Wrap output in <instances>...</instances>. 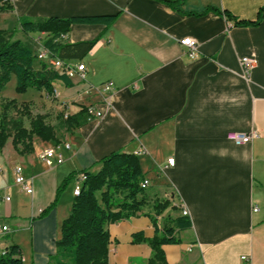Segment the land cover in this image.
Listing matches in <instances>:
<instances>
[{"label": "crops", "instance_id": "0c3cea01", "mask_svg": "<svg viewBox=\"0 0 264 264\" xmlns=\"http://www.w3.org/2000/svg\"><path fill=\"white\" fill-rule=\"evenodd\" d=\"M170 1L10 0V9L0 12V30L13 31L35 56L46 35L21 33L20 19L113 16L108 26L70 25L68 43H96L73 62L84 66L83 78L69 79L70 87L52 84L62 89L63 118L87 106L104 117L60 132L59 143L38 140L37 149L32 141L31 153L17 154L12 146L0 151L14 187L16 166L32 186L31 194L20 192L23 201H0V224L9 230L0 236V250L16 245L22 264H69L56 257L55 242L72 189L82 170L97 171V162L117 151L139 152L149 185L140 213L106 224L107 264H146L150 248L132 236H154L149 216L155 200L169 202L156 217L159 228L181 209L190 220V228L176 234L178 244L161 246L165 264H264V0ZM184 38L196 42V58L183 53ZM242 57L255 62L247 78ZM105 82L114 89L107 110L99 93ZM230 133L253 137L236 145ZM57 144L69 149L60 165L46 168L38 156ZM168 159L173 166L162 170ZM0 174L4 197L1 165ZM66 178L55 206L40 218Z\"/></svg>", "mask_w": 264, "mask_h": 264}, {"label": "trees", "instance_id": "16d2710c", "mask_svg": "<svg viewBox=\"0 0 264 264\" xmlns=\"http://www.w3.org/2000/svg\"><path fill=\"white\" fill-rule=\"evenodd\" d=\"M173 3V1L166 0ZM10 5L0 7V12L8 11ZM259 15V14H258ZM113 16L71 17L67 19L43 18L20 19L19 31L23 34L44 33L42 49L59 60L74 62L80 60L95 45L96 41L68 43L65 39L72 24L79 25H110ZM254 22H236L241 25H255ZM14 32L0 30V90L15 78V90L24 92L34 89L46 95L53 93L52 84L62 82L70 87L65 74L48 67L43 62L34 68L36 56L21 41L13 39ZM16 108L13 101L0 99V151L7 139L11 138V146L17 154L32 152V139L36 137L44 142L59 143L61 136L55 129L45 124L41 116H35L29 129L21 120L10 119L5 114L8 108ZM21 109L19 110V108ZM17 112L27 113L26 104L16 108ZM85 108L80 107L74 115L63 118L60 128L69 132L86 124ZM97 164V171L91 173L82 170L79 193L72 196L68 216L60 226V238L55 242L56 257L69 261V264H107L109 236L106 224L119 222L140 213L146 204L145 190L140 187L146 179L141 173L135 155L121 151L113 152ZM72 175V174H71ZM69 175L68 178L71 176ZM79 176V177H80ZM56 190L54 201L39 213L44 217L55 206L58 195L62 192L66 180ZM169 205L168 200H155L152 204L153 216H149L154 230L150 239L141 233L132 236L134 243H145L150 248V257L146 264H165L162 245L179 243L176 234L190 228V220L179 214L174 218H165L158 227L157 218ZM0 264H22L21 252L16 245H11L0 255Z\"/></svg>", "mask_w": 264, "mask_h": 264}, {"label": "built area", "instance_id": "2783aa9c", "mask_svg": "<svg viewBox=\"0 0 264 264\" xmlns=\"http://www.w3.org/2000/svg\"><path fill=\"white\" fill-rule=\"evenodd\" d=\"M10 5V0H0V7ZM180 45L184 48L183 53L189 58H196L198 56L197 52V44L194 40L190 38H184L180 41ZM36 60L39 62H43L48 67H51L58 72L65 74L68 79H73L75 77L83 78L84 66L82 64H74L73 62H65L59 60L55 56L51 55L50 53L42 51L36 55ZM239 64L241 67L242 76L244 78L248 77L250 70H252L255 66L254 59L251 57H242L239 59ZM135 87V85H134ZM114 92L113 86L111 82L103 83L99 88V93L101 97V102L103 106L107 109L111 106V97ZM57 96L56 92L53 91L52 97L55 98ZM85 113L87 116V121H99L104 117L105 112L103 110L97 109L95 106H87L85 107ZM253 134H239V133H230L227 135V139L233 142L236 145H244L247 144ZM69 146L66 144H57L50 148L43 149L42 152L39 154L38 158L44 163L46 168H55L56 166L60 165L63 162L62 153L67 151ZM139 152L134 153L133 155H138ZM173 166V159H168L166 164L163 166V169ZM14 172V184L25 194L29 195L32 192L31 182L25 179L21 172L22 169L19 166L13 168ZM82 180L81 176L77 179L73 189H72V196H76L79 193L80 181ZM149 183L146 179H144L140 187L142 189H146ZM0 201L8 202L9 197L4 196L0 197ZM256 212V209L253 210ZM180 214L182 216L188 217V213L186 210L181 209ZM8 228L5 225L0 224V236H3L8 232ZM4 253L3 250H0V255ZM242 259H245L244 257ZM21 258V262H22Z\"/></svg>", "mask_w": 264, "mask_h": 264}, {"label": "rangeland", "instance_id": "374dc122", "mask_svg": "<svg viewBox=\"0 0 264 264\" xmlns=\"http://www.w3.org/2000/svg\"><path fill=\"white\" fill-rule=\"evenodd\" d=\"M11 23V21L9 22ZM11 24L8 26L10 27ZM34 51L35 47L32 44L31 46ZM33 63L36 65L39 62L34 59ZM60 85H55V91L59 94V98H53L51 95H46L43 91L38 92L34 89H27L24 92H17L15 90V78L12 76L10 81L6 84V86L0 90V99L4 101H13L16 103V106L19 107L22 104H26L27 113L21 114L17 112L16 108H8L5 112L8 118L21 120L23 126L26 129H29L30 122L35 118V116H41L45 124L51 125L57 134L64 131L60 128V122L63 120V116L65 113V108H63L60 102L63 101ZM21 107L19 108V110ZM39 141L40 139L33 137L32 141H34L36 148L39 149ZM11 147V138L7 139L5 145L2 150H6V148ZM4 163V157L0 155V165L3 169L4 180L2 182L3 185L8 186L7 196L11 200V202H15L16 200L23 201L24 197L20 192H22L18 187L15 188L13 185V178L7 172L6 165ZM6 170V171H4ZM2 174V175H3ZM1 175V174H0ZM171 194V192H170Z\"/></svg>", "mask_w": 264, "mask_h": 264}]
</instances>
